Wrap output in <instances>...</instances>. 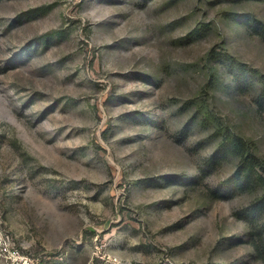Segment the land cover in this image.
<instances>
[{
	"label": "rangeland",
	"instance_id": "obj_1",
	"mask_svg": "<svg viewBox=\"0 0 264 264\" xmlns=\"http://www.w3.org/2000/svg\"><path fill=\"white\" fill-rule=\"evenodd\" d=\"M258 20L264 0H0V264H264V183L229 184L220 145L264 158Z\"/></svg>",
	"mask_w": 264,
	"mask_h": 264
},
{
	"label": "trees",
	"instance_id": "obj_2",
	"mask_svg": "<svg viewBox=\"0 0 264 264\" xmlns=\"http://www.w3.org/2000/svg\"><path fill=\"white\" fill-rule=\"evenodd\" d=\"M263 22L257 21V32L264 39V29ZM221 146L229 147L230 151L235 154H238L240 157L238 166L232 176V181L229 184H232L236 181H248L249 179L255 181H261L264 183V158L257 155L251 148L250 142L247 141L243 136L229 132L227 136H224L221 139ZM261 197L260 199H255L251 202V208L257 209L264 205V200ZM262 239V237L260 236ZM256 241V240H255ZM255 249L259 257L264 261V250H261L258 242H254Z\"/></svg>",
	"mask_w": 264,
	"mask_h": 264
}]
</instances>
